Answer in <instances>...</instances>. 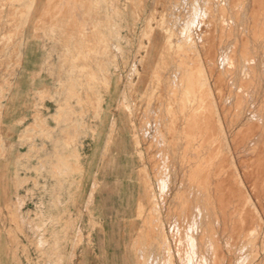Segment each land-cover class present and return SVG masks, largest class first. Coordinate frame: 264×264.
Masks as SVG:
<instances>
[{"label": "rangeland", "instance_id": "rangeland-1", "mask_svg": "<svg viewBox=\"0 0 264 264\" xmlns=\"http://www.w3.org/2000/svg\"><path fill=\"white\" fill-rule=\"evenodd\" d=\"M30 2L0 1V163L15 194L0 204V264H68L78 243L93 250L101 185L88 144L110 78L112 135L123 116L144 161L143 207L114 225V264H264V0L111 1L112 21L95 23L80 59L61 63L80 85V132L72 126L51 151L39 117L20 119L10 138L2 128Z\"/></svg>", "mask_w": 264, "mask_h": 264}, {"label": "crops", "instance_id": "crops-1", "mask_svg": "<svg viewBox=\"0 0 264 264\" xmlns=\"http://www.w3.org/2000/svg\"><path fill=\"white\" fill-rule=\"evenodd\" d=\"M28 1L31 2L25 10L26 22L21 30L20 57L18 65L15 64V59V65L12 67L13 79L7 90V108L2 128L10 138L16 133L20 119L39 117L44 124L41 128L54 132L53 141L46 143L48 150L51 151L55 149L53 142H58L57 144L64 142L65 132L69 136H75V130L71 131L72 126L77 125L80 132L79 103L82 101L80 85L79 82L70 81L65 75L66 71L62 73L61 63L80 59L77 49H80L82 39L85 38L81 35L92 34L95 23L102 25L105 21H112L113 0ZM96 1L100 2L99 6L96 5ZM103 1L110 2L107 5ZM1 33L10 34V31ZM104 33L106 37H112V32L107 28ZM113 48L114 46H111V50ZM60 71L63 75L59 73ZM71 92L74 93L73 97ZM100 96L102 105L98 116L102 121L100 126L91 124L95 136L90 138L88 145L89 166H95L94 180L101 185L93 197V208L101 225L92 240L93 250L86 247L88 252L85 249V253L82 254L81 245L78 243L69 253L68 264H114L112 234L114 225L127 219L133 221L142 201L140 171L144 168V161L128 125L122 121L123 116L120 117L118 125L116 124L115 136L112 135L113 103L116 100L112 78L106 87L100 90ZM37 104L40 105V109H35ZM86 117L93 118L95 115L89 113ZM35 122L36 120L30 126ZM98 145L104 149L99 169L96 157ZM65 163L75 164L69 159H66ZM5 170L4 163H0V204L6 202L7 198L15 196L2 184ZM54 185L53 182H49L48 188ZM8 203L4 208L10 207ZM20 208L24 209L22 206ZM1 210L0 205V212ZM74 212L72 208L66 211Z\"/></svg>", "mask_w": 264, "mask_h": 264}, {"label": "bare ground", "instance_id": "bare-ground-1", "mask_svg": "<svg viewBox=\"0 0 264 264\" xmlns=\"http://www.w3.org/2000/svg\"><path fill=\"white\" fill-rule=\"evenodd\" d=\"M204 2H205V1H204ZM253 2H254V1H253ZM262 3H263V2H262ZM245 4H247V3H245ZM92 5H93V4H92ZM208 5H209V4H208ZM208 5H207V7H208ZM252 5H253V4H252ZM195 6H196V5H195ZM211 7H213V6H212V3H211ZM79 8H80V7H79ZM209 8H210V7H209ZM245 8H246V7H245ZM252 8H253V7H251V9H252ZM262 8H263V7H262ZM193 10H194V9H193ZM197 10H198V9H197ZM205 11H207V10H205ZM211 11H212V8H211ZM258 12H259V11H258ZM198 14H199V13H198ZM211 14H212V13H211ZM254 14H255V13H254ZM257 14H258V13H257ZM247 16H248V15H247ZM257 16H258V15H257ZM207 18H208V17H207ZM214 22H215V21H214ZM187 23H188V22H187ZM209 23H210V21H209ZM215 24H216V23H215ZM252 24H253V23H252ZM254 27H255V26H254ZM190 29H191V28H190ZM257 29H258V28H257ZM244 32H245V31H244ZM259 33H260V32H259ZM248 34H249V33H248ZM41 39H43V38H41ZM209 45H210V43H209ZM211 45H212V44H211ZM214 49H215V48H214ZM241 49H242V48H241ZM209 50H210V49H209ZM215 50H216V49H215ZM244 50H245V49H244ZM207 51H208V50H207ZM251 51H253V50H251ZM256 51H257V50H256ZM185 52H187V51H185ZM241 53H242V52H241ZM245 53H246V52H245ZM184 54H185V53H184ZM189 54H190V53H189ZM207 54H208V53H207ZM177 55H178V54H177ZM208 56H209V55H208ZM177 57H178V56H177ZM210 58H211V57H210ZM142 60H143V59H142ZM181 60L183 61V59H181ZM215 60H216V59H215ZM176 61H177V60H176ZM212 61H213V60H212ZM31 63H32V62H31ZM212 64H213V63H212ZM182 69H183V68H182ZM179 71H180V70H179ZM208 71H209V70H208ZM177 73H178V72H177ZM182 74H183V73H182ZM185 74H186V73H185ZM193 75H194V74H193ZM220 82H221V81H220ZM186 84H187V83H186ZM191 84H192V83H191ZM213 85H214V84H213ZM216 85H217V83H216ZM188 87H189V86H188ZM188 87H187V88H188ZM217 87H218V86H217ZM181 88H182V86H181ZM188 89H189V88H188ZM190 89H191V88H190ZM189 91H190V90H189ZM196 91H197V90H196ZM215 93H216V92H215ZM173 98H174V97H173ZM163 99H164V98H163ZM184 99H185V98H184ZM198 99H199V98H198ZM164 101H165V100H164ZM180 101H181V100H180ZM53 103H54V102H53ZM195 104H196V103H195ZM208 106H209V105H208ZM210 106H211V104H210ZM210 106H209V107H210ZM197 108H198V107H197ZM189 113H190V112H189ZM200 113H202V112H200ZM206 114H207V113H206ZM192 115H193V114H192ZM201 115H202V114H201ZM196 118H197V117H196ZM202 118H203V116H202ZM197 119H198V118H197ZM201 120H202V119H201ZM207 120H209V119L207 118ZM205 121H206V120H205ZM209 121H212V120L210 119ZM206 122H208V121H206ZM36 123H37V122H36ZM36 123H35V124H36ZM202 123L204 124V122H202ZM209 123H210V122H209ZM216 123H217V122H216ZM216 123L214 124V122H213L212 124L216 125ZM192 124H193V123L190 124L189 129L191 128V130H192V132H193L194 128L191 127ZM206 124H207V123H206ZM207 125H208V124H207ZM214 125H213V126H214ZM67 126H68V125H67ZM195 126H196V127H195L196 129L202 130V129L198 128L199 124H198V126H197L196 123H195ZM182 127H183V126H182ZM216 129H217V128H216ZM191 130L189 131L190 133H191ZM199 130H198L197 132H199ZM208 130H209V129H208ZM195 131H196V130H195ZM195 131H194V132H195ZM203 131H204V130H203ZM205 131H206V130H205ZM183 132H184V131H183ZM194 132H193V133H194ZM208 132H209V134L212 133V132H210V131H208ZM190 133H188V134H190ZM193 133L191 134L192 136H193ZM197 134H198V133H197ZM203 134H205V133H203ZM183 136L185 137V135H183ZM190 137H191V136H190ZM202 137H203V136H202ZM204 137H205V136H204ZM204 137H203V138H204ZM185 138H186V137H185ZM214 138H215V137H214ZM187 139H188V138H187ZM191 139H192V138H191ZM189 141H190V140H189ZM197 142H198V141H197ZM185 147H186V146H185ZM190 147H191V148H190ZM190 147L187 146L186 148H187V149L190 148L189 150H190V152L192 151L191 153L195 152L196 150L198 151V148H195V150H194V148L191 146V144H190ZM200 149H203V148L200 147ZM189 150H186V149H185V152H186V151H189ZM193 150H194V151H193ZM197 151H196V152H197ZM202 151H203V150H202ZM205 151H206V150H205ZM207 152H208V151H207ZM197 154H198V153H197ZM198 157H199V156H198ZM198 157H196V158H198ZM192 158H193V157H192ZM192 158H191V159H192ZM199 158L201 159L202 157H199ZM213 158H214V157H213ZM206 159L208 160L209 158H206ZM196 160L199 161L198 159H196ZM202 160H203V159H202ZM207 160H206V161H207ZM197 161H196V162H197ZM211 161H213V160H211ZM197 163H199V162H197ZM195 164H196V163H195ZM195 164L193 163V166H192L193 169H194V167L196 166ZM197 165H199V168H201L200 165L204 166V165H203V161L200 162V163L197 164ZM195 168H196V167H195ZM197 168H198V167H197ZM197 168H196V169H197ZM193 169H192V170H193ZM201 170H202V168H201ZM201 170H200V171H201ZM207 170H208V169H207ZM189 171H191V170H189ZM202 172H206V173H207V172H210V171H209V170H208V171H206V170L203 171V170H202ZM210 173H211V172H210ZM210 173H209V174H210ZM195 174L197 175V173H195ZM199 174H200V173L198 172V175H197L198 177L201 175V174H200V175H199ZM213 174H214V173H213ZM213 174H211V175H213ZM203 176H205V175H203V173H202V175H201V179L204 180ZM206 176H207V175H206ZM206 176H205V177H206ZM211 177H212V176H211ZM211 177L208 175V178H211ZM208 178H207V179H208ZM199 179H200V178H199ZM196 180H197V179H196ZM196 180H195V181H196ZM208 180H209V179H208ZM197 181H198V180H197ZM197 181H196V182H197ZM198 182H201V180L198 181ZM203 182H204V181H203ZM163 184H164V183H163ZM165 186H166V185H165ZM202 192H203V191H202ZM200 196H201V194L199 195V197H200ZM164 200H165V199H164ZM125 205H126V204H125ZM141 207H143V203H142V202L140 203L139 209H140ZM139 209L137 210V213L139 212ZM158 218H159V217H158ZM199 218H200V217H199ZM180 219H181V218H180ZM167 220H168V219H167ZM161 228H162V227H161ZM163 232H164V231H163ZM113 234L115 235V231L113 232ZM188 242H189V241H188ZM167 254H168V253H167ZM201 262H202V261H201Z\"/></svg>", "mask_w": 264, "mask_h": 264}]
</instances>
